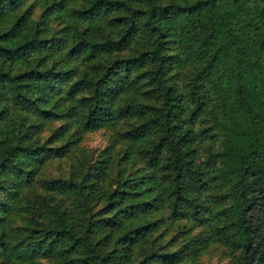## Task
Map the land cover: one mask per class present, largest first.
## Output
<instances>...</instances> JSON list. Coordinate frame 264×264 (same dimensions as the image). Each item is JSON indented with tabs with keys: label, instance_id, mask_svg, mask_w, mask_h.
Listing matches in <instances>:
<instances>
[{
	"label": "trees",
	"instance_id": "16d2710c",
	"mask_svg": "<svg viewBox=\"0 0 264 264\" xmlns=\"http://www.w3.org/2000/svg\"><path fill=\"white\" fill-rule=\"evenodd\" d=\"M0 264H264V0H0Z\"/></svg>",
	"mask_w": 264,
	"mask_h": 264
},
{
	"label": "rangeland",
	"instance_id": "374dc122",
	"mask_svg": "<svg viewBox=\"0 0 264 264\" xmlns=\"http://www.w3.org/2000/svg\"><path fill=\"white\" fill-rule=\"evenodd\" d=\"M103 141V136L100 133L91 134L87 140V143L91 146L96 143H101Z\"/></svg>",
	"mask_w": 264,
	"mask_h": 264
}]
</instances>
